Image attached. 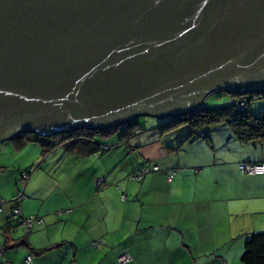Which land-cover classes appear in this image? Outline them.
I'll return each instance as SVG.
<instances>
[{
	"label": "water",
	"instance_id": "95a60500",
	"mask_svg": "<svg viewBox=\"0 0 264 264\" xmlns=\"http://www.w3.org/2000/svg\"><path fill=\"white\" fill-rule=\"evenodd\" d=\"M264 92V0H0V143Z\"/></svg>",
	"mask_w": 264,
	"mask_h": 264
},
{
	"label": "crops",
	"instance_id": "0c3cea01",
	"mask_svg": "<svg viewBox=\"0 0 264 264\" xmlns=\"http://www.w3.org/2000/svg\"><path fill=\"white\" fill-rule=\"evenodd\" d=\"M164 120L150 123L132 145L110 146L108 153L102 151L105 139L97 136L100 145L72 142L49 153L47 182H54L53 191L42 196L34 172L21 201L22 215L42 222L34 224L27 245L16 246L24 234L8 229L12 202L2 207L0 244L6 249L0 264H23L30 251L33 264H241L247 236L264 232V173L248 175L240 165H264V145L240 143L230 130L213 126L206 141L194 142L189 129L163 132L160 127L170 119ZM158 129V149L140 154ZM19 135L6 141L23 148ZM143 168L152 171L132 179ZM6 171L0 164V172ZM124 253L131 260L120 263Z\"/></svg>",
	"mask_w": 264,
	"mask_h": 264
},
{
	"label": "trees",
	"instance_id": "16d2710c",
	"mask_svg": "<svg viewBox=\"0 0 264 264\" xmlns=\"http://www.w3.org/2000/svg\"><path fill=\"white\" fill-rule=\"evenodd\" d=\"M230 97L232 98L231 102L225 106L216 108H207L201 106L193 112L170 116L169 118L171 119L169 120V122L163 124L160 129L163 132H168L185 125L190 131V137L192 136L202 140H207L209 135V127L224 123L226 125H229L234 138L240 143H259L264 145V92L246 95H230ZM255 100L263 101V105L257 114L253 113L250 109L252 102ZM124 125L127 126V130L120 135L118 139V142L120 143L128 141L133 135L143 132V130L138 125H136V121H134V119L127 121ZM117 129L118 126L99 129L79 127L54 133L47 137L38 138L39 136L34 135L32 138L31 136L27 135L28 133H20L18 137L22 138V143H26L31 140L38 142L42 147V155L46 156L55 148L67 145L72 142H81L82 146L88 147L91 144L94 145V143L100 145V141H102V139L104 140L112 135H115ZM137 130L139 132H136ZM96 136L100 141L95 140ZM97 147L96 149H94L95 151L100 149L99 147ZM109 149L110 145L106 143L102 144L103 152H107ZM88 152H91V150H88ZM154 168L152 170L157 171V167L156 169ZM145 170H147V173L152 171L149 168H143L133 173L131 177ZM23 173H25L29 177V172ZM144 174L146 173H143L142 176ZM11 202L13 205V210L15 204L13 200H11ZM12 210L8 229L10 228L13 231H16L19 228L23 232L22 227L16 226V223L12 218ZM26 237L27 235L24 234V239L19 240L16 246L27 245L25 240ZM2 246L5 250L6 245L2 244ZM30 254L33 255L35 259L34 253L30 251L28 255ZM27 256L25 257L23 264H25ZM240 262L241 264H264V232H255L247 236L243 243Z\"/></svg>",
	"mask_w": 264,
	"mask_h": 264
},
{
	"label": "rangeland",
	"instance_id": "374dc122",
	"mask_svg": "<svg viewBox=\"0 0 264 264\" xmlns=\"http://www.w3.org/2000/svg\"><path fill=\"white\" fill-rule=\"evenodd\" d=\"M231 99L232 98L230 97V95L224 91L214 92L204 99L202 103V107L216 108V107L225 106L231 102ZM262 105H263L262 100H255L252 102L250 109L253 113L257 114L260 111ZM146 117H151V118H146ZM136 119H138L137 123L138 125H140V128L144 131V130H148V128L150 127V123L154 124L155 122L160 121V120L165 122L164 119H171V118L142 116ZM213 127H220L219 129L221 130L224 129L225 131L230 130V132L232 133V130L229 127V125H226L224 123L217 124ZM118 128H119V131L116 132L115 135H112L109 138L102 141V144H104V142L106 141V144L110 145L112 148L119 146V145L126 146V144H131L133 139H137L143 135V132H141L139 136L133 135L128 141L120 143L118 142V139L120 135L127 130V126L121 125V126H118ZM182 128L188 130V127L185 125L182 126ZM177 132L178 131H176V133ZM27 135L31 136L32 138L34 136V134H30V133H28ZM192 140L194 142L206 141V140H202V139L195 138V137L192 138ZM161 141H162V137L160 135V129H158L156 130V134L153 136V139L151 140V142L147 145L141 146L138 150L140 154H143V153H147L148 151H151L152 149L154 150L158 149ZM1 145L2 147L0 149V164L3 163V164H6L7 166L6 172H0V186L3 188L2 194H0L1 195L0 198L4 201V204L2 205V207H9V201H11L16 196L19 190H22L23 187H22V182L20 180V177L23 174V172H29L30 176L35 172V174L33 175L35 177L36 175H39L36 177V180L34 181L35 179L34 178L33 181H34V185L36 189L40 191V194L42 196L53 191L54 185H55L54 182H51V181L47 182V178L49 176V174L47 173L49 169H48V164H47L48 162L45 161V159L48 156L47 155L43 156L41 154V148L38 142L33 141V140L28 141L26 142L23 148L16 147L13 144V142L6 141V140L2 141L0 143V146ZM183 151H185V149ZM20 166L24 167L23 170L20 172V174L15 175V172L18 171L17 169ZM39 171H41V173ZM53 173H55V171ZM15 176H17V179H18L17 183H15L14 181ZM4 177H6L7 180L5 179V182L2 183L1 179ZM12 193L14 194V196L12 195ZM48 205H49V201L46 203V206ZM161 264H172V263L164 261Z\"/></svg>",
	"mask_w": 264,
	"mask_h": 264
},
{
	"label": "built area",
	"instance_id": "2783aa9c",
	"mask_svg": "<svg viewBox=\"0 0 264 264\" xmlns=\"http://www.w3.org/2000/svg\"><path fill=\"white\" fill-rule=\"evenodd\" d=\"M136 132H139L138 130ZM156 169V167L154 168ZM240 169L245 172L248 175L252 176H257V175H262L264 173V165L261 163H243L240 165ZM147 173V170L143 172H139L135 175L132 176V179L136 181H140L142 174ZM21 182H22V190H19L16 196L12 199L14 202V209L12 210V218L16 223V226L22 227L23 233L25 235L31 234L33 232V227L34 224L42 222L41 219L29 216V217H24L21 212V201L24 198V188L26 184V180L28 176L23 173L21 175ZM173 176V173H170L167 175V180L170 181ZM101 181V179L98 180V182ZM4 204V201L0 198V212L2 211V205ZM4 251L3 246L0 244V254H2ZM34 256L33 255H28L25 264H32L33 263ZM131 260L130 256L127 253H124L123 255L120 256L119 262L120 263H127Z\"/></svg>",
	"mask_w": 264,
	"mask_h": 264
}]
</instances>
